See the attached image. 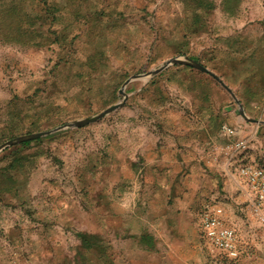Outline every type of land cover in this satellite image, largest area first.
Listing matches in <instances>:
<instances>
[{"label":"rangeland","instance_id":"1","mask_svg":"<svg viewBox=\"0 0 264 264\" xmlns=\"http://www.w3.org/2000/svg\"><path fill=\"white\" fill-rule=\"evenodd\" d=\"M257 169L264 0H0V264H264Z\"/></svg>","mask_w":264,"mask_h":264},{"label":"built area","instance_id":"2","mask_svg":"<svg viewBox=\"0 0 264 264\" xmlns=\"http://www.w3.org/2000/svg\"><path fill=\"white\" fill-rule=\"evenodd\" d=\"M237 144L241 146L243 142ZM230 149L232 151V145ZM248 173L250 174V172ZM250 176L252 179L264 177V171L257 169ZM262 196L264 197V194ZM224 217L225 211L221 206L217 204L211 206L202 217L203 232L205 236L226 255L231 258H236L240 255V245L233 231L225 229L222 226Z\"/></svg>","mask_w":264,"mask_h":264},{"label":"water","instance_id":"3","mask_svg":"<svg viewBox=\"0 0 264 264\" xmlns=\"http://www.w3.org/2000/svg\"><path fill=\"white\" fill-rule=\"evenodd\" d=\"M171 62H175V61H174V60H169V61L165 62L163 65H161V66L158 68V70H160V69H162L163 67L167 66V65H168L169 63H171ZM190 63H191L194 67H196V68H198V69H200V70H202V71H204V72H208V73H210L212 76H214L215 78H217L218 80H220L219 77H218L214 72H212L209 68H207L206 66L202 65L201 63H199V62H194V61H192V62H190ZM220 81H221V80H220ZM221 82H222V81H221ZM122 92H123V90H122ZM122 102H123V101H122ZM122 102L116 103V104H114V105H112V106L106 108L105 110H103L102 112H100L99 114H97V115H95V116H92V117H89V118H85V119H82V120H79V121H75V122H73L72 124H74V125H84V124H87V123H89V122L95 121V120L101 118L102 116H104L105 114H107V113H109V112L115 110L116 108H118V107L122 104ZM240 111H241L242 114H244L243 109H241ZM49 132H50V131L38 132V133H35V134H32V135H29V136H25V137H23V138H21V139L36 138V137H39V136H41V135H43V134H46V133H49Z\"/></svg>","mask_w":264,"mask_h":264},{"label":"crops","instance_id":"4","mask_svg":"<svg viewBox=\"0 0 264 264\" xmlns=\"http://www.w3.org/2000/svg\"><path fill=\"white\" fill-rule=\"evenodd\" d=\"M229 112H230V110H229ZM231 117H230V119L232 120V114L230 115ZM225 168V167H224ZM228 169V168H227Z\"/></svg>","mask_w":264,"mask_h":264}]
</instances>
